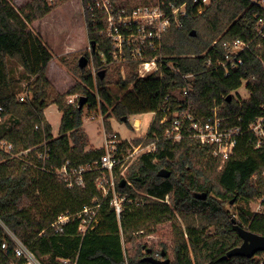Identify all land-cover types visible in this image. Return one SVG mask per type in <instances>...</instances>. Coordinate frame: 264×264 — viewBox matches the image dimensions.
Returning <instances> with one entry per match:
<instances>
[{"label":"trees","instance_id":"16d2710c","mask_svg":"<svg viewBox=\"0 0 264 264\" xmlns=\"http://www.w3.org/2000/svg\"><path fill=\"white\" fill-rule=\"evenodd\" d=\"M112 1L122 6L120 0ZM169 1L177 5L187 2L188 14L181 17L180 26L174 22L165 32L160 53L181 72L196 73L191 94L194 111L207 115L217 101L224 104L222 114L240 115L241 122L237 118L234 122L247 128L264 115V37L257 35L256 17L260 7L249 0H213L203 13L196 14L192 0ZM56 3L27 0L16 8L10 0H0V105L4 108L0 124H9L0 140L12 143L13 153L47 141L51 148L47 164L55 167L67 160L74 166L98 160L103 149H86L89 140L82 130L84 108H79V102H66L69 96L80 94L88 97L89 111L98 109L105 115L103 122L108 133L114 131L110 120L113 117L130 125L132 115L159 111L147 135L133 140L145 145L156 142L157 148L129 166L126 177L135 188L117 185L133 199L142 201V205L126 208L119 220L109 198L103 200L100 224L85 235L79 231L77 219L67 223L62 232H56L51 223L62 213L80 212L102 199L96 185L100 172H86L85 186H68L53 172L32 163L37 161L35 154L43 146L33 150L28 158L13 156L0 148V264L16 260L8 230L44 264H65L59 258L77 260L76 264H153L144 259L149 246L139 238L159 233L158 226L169 221L170 244L161 239L160 248L150 246L154 257L172 251L174 258L169 264H262L264 259L256 255H264V251L253 257L223 256L243 241L233 219L238 225L264 235L263 213L240 206L235 214L225 206L260 196L264 189V142L255 148L256 138L246 132L236 154L223 161L193 138L185 137L180 143L166 138L169 123L160 122L162 108L177 107V99L166 96L182 86L180 74L164 67L162 75L142 78L137 72L138 61L114 60L111 39L103 32L106 22L96 0H82L88 37L96 44V49L85 51L84 56L88 62L92 58L96 75L88 64L82 67L80 59L67 64L78 80L66 92L53 97L47 70L54 55L41 35L29 30V25L50 13ZM237 38L251 42V50L242 54L243 64L228 76L223 69H208V58H224L226 43ZM10 61L22 66L31 77L27 85L31 95L24 101L19 95L21 80L11 74ZM111 66L118 72L117 80L108 74ZM243 79H248L250 96L244 100L233 96L228 100V95L242 86ZM113 83L125 91L122 96L110 88ZM49 103L62 111L56 137L45 114ZM162 168L171 174L159 176ZM197 192H206L208 196L198 199ZM123 240L132 246L126 250ZM4 241L9 244L8 252L1 246ZM22 263L23 260L19 261Z\"/></svg>","mask_w":264,"mask_h":264},{"label":"built area","instance_id":"2783aa9c","mask_svg":"<svg viewBox=\"0 0 264 264\" xmlns=\"http://www.w3.org/2000/svg\"><path fill=\"white\" fill-rule=\"evenodd\" d=\"M48 1L53 3L56 0ZM249 1L261 9L256 15L258 19L257 35L264 37V0ZM212 2L213 0H192L191 4L196 7V14H201ZM96 6L102 12L106 22V28L103 32L111 39L114 60L120 63H125L128 60L138 61L137 72L142 78L157 73L162 75L164 67L180 74L183 84L177 89V94L171 91L166 96V99L175 97L178 101L177 107L162 108L164 114L160 118V122L169 123L165 132L166 138L177 143L182 142L185 137L193 138L200 146L210 148L213 154L220 156L223 161L236 154L240 139L246 132H250L252 137L256 138L255 148H258L264 142V115L259 116L247 128H244L241 124L234 122V118L241 122L242 117L240 115L222 114L224 104L217 101L214 102L209 114L202 116L197 114L193 109L191 97L196 73L181 72L172 61L167 60L160 53L165 32L174 22L180 26L181 17L188 14L187 2L177 5L172 1L167 2V0H147L142 4L128 8L124 5L116 6L112 0H96ZM216 43L217 41L215 40L213 45ZM226 47L227 51L224 58L214 60L209 57L207 65L208 69H223L224 75L228 76L231 71L237 70L243 64L244 58L242 54L247 50H251V42L237 38L227 42ZM207 52H204L203 55L207 54ZM258 57L261 58V56ZM96 72L94 68V75H96ZM242 81V86L248 88V79H243ZM28 96V94H21L20 100L24 101ZM80 96V94L71 95L68 98V103H78ZM222 97L225 96L222 95ZM236 98L244 100L247 97ZM97 110H93L89 114L91 120H95L98 117L104 119V114ZM3 111L4 108L0 105V122L2 121L1 113ZM152 112L156 117L159 111ZM140 126V121H134L131 125L132 128L134 127L137 130H139ZM147 133L148 131L140 137L146 136ZM39 146H43V150L35 154L37 161L33 160L32 163L53 172L63 179L68 186H85L86 172L92 170L100 172L96 178V185L102 194V199L97 200L93 205L84 207L80 212L73 214L70 212L62 213L51 223L56 232H62L67 223L76 219L79 220V231L83 235L97 228L101 221V205L103 200L108 198L109 204L115 210L119 220L126 208L131 209L133 205L136 207L142 205V201L133 199L128 192L119 190L117 185L121 179H125V186L135 188L133 182L126 177V171L142 155L154 152L157 148L156 142L147 145L143 144V142L136 144L132 139H123L116 131L108 133L105 129L103 144L99 148L103 149L104 152L98 160L75 166L71 164L70 160H67L61 167H55L47 164V161L51 158V148L47 141L42 142L38 146L13 153V144L0 140V148L13 154V156L21 158H28L27 155L33 153V150H36ZM38 161L42 163L40 164ZM118 177H120L119 180ZM253 179L255 181L256 176ZM257 199L258 204L254 213L264 214V189ZM8 233L14 242L16 256V260L11 264H19V261L22 260V264H44L12 231L8 230ZM1 246L6 252L9 251L7 241L2 242ZM59 260L65 264H76L77 262V260L67 258H59Z\"/></svg>","mask_w":264,"mask_h":264},{"label":"rangeland","instance_id":"374dc122","mask_svg":"<svg viewBox=\"0 0 264 264\" xmlns=\"http://www.w3.org/2000/svg\"><path fill=\"white\" fill-rule=\"evenodd\" d=\"M56 1V7L50 13L29 25V30L33 33H39L53 52L54 58L49 63V67L47 70V76L53 86L51 88V94L53 97H55L58 93L66 92L69 88L74 86L78 80L71 73V71H69V69L67 68V64H75L76 62H78L81 56H84L85 51L91 52L92 49H94L92 42L88 37L82 0ZM146 1L147 0H120L119 2L121 5L136 6ZM10 2L16 8H19L23 4H25L27 0H10ZM88 66H90L92 70L96 68L92 62V58H90ZM10 70L13 76L21 80L19 95L28 94L30 96L31 92L29 91V89H27V85L31 77L28 76L22 66L12 61H10ZM121 73L123 76L126 74L125 65L122 67ZM108 74L112 78H114V80L118 79V72L116 71L114 66L110 67ZM110 88L119 96H122L125 92L120 90L119 85L115 83L111 84ZM172 91L174 94H177V89H173ZM250 93L251 92L250 90H248V88L241 86L237 91H234L232 94L235 97L246 98L250 95ZM50 101L52 102V100ZM66 102L68 103V99ZM92 111L93 110L89 111L88 104L86 103L84 105V124L82 126V130L84 133L86 132L88 134L91 143L99 147L101 146L103 137L105 135V126L103 122L104 119L98 117L95 120H91L89 118V114ZM45 114L48 121L52 125L53 135L55 137L58 136L60 132L62 111L58 108L56 104L49 103V106L45 109ZM154 117L155 115L153 114V112H144L135 116H130V125L127 122L120 121L119 119L113 117L110 119L111 127L114 131H117L122 138H131L133 141L135 138L144 135L148 131L151 123L154 120ZM134 121L141 122L139 130L135 129L134 127H131ZM8 127V122L0 124V136L8 129ZM138 192L143 193L139 190ZM257 204L258 199H253L249 202L239 201L234 204H231L230 206L228 204H226L225 206L226 208H229L232 213L237 214L238 208L240 206L254 212ZM171 223L172 222L170 221L162 223L158 226L159 233H153L139 239L144 241L145 246L148 245L149 247L154 246L156 248H160L159 244L161 239L168 241V244H170L169 235L171 231ZM182 227L184 228V225H182ZM210 230L213 233L214 227L210 228ZM123 242L126 250L127 248H130L132 246V243H127L125 240H123ZM166 256H168L171 261L174 258L172 251H168ZM256 256L260 260L264 259V255Z\"/></svg>","mask_w":264,"mask_h":264},{"label":"water","instance_id":"95a60500","mask_svg":"<svg viewBox=\"0 0 264 264\" xmlns=\"http://www.w3.org/2000/svg\"><path fill=\"white\" fill-rule=\"evenodd\" d=\"M193 34H196L195 31H193ZM94 44L93 48L95 49V42L92 41ZM88 64V58L86 56H81L80 58V65L82 67L86 66ZM233 97L232 93L228 95V100H231ZM88 97L85 95L80 96L79 99V108H84V105L87 103ZM171 174L169 170L166 168H162L159 170L158 175L162 177H168ZM126 184L125 179H121L119 182L120 187H124ZM208 194L206 192H197L195 193V197L198 199H206ZM233 202V200H232ZM233 222L236 224V229L239 233V236L242 238V243L238 246H235L227 251V253L223 256V258L232 257V256H245V257H253L258 252L264 251V235L258 234L256 232H253L252 230L238 225L236 223V220L233 219ZM148 252H151V249H148ZM166 253L163 251L162 256H165ZM145 260H148L152 262L153 264H169L171 262V259L169 257H165L162 259L156 258L153 255H146L144 257ZM264 264V262L262 263Z\"/></svg>","mask_w":264,"mask_h":264},{"label":"crops","instance_id":"0c3cea01","mask_svg":"<svg viewBox=\"0 0 264 264\" xmlns=\"http://www.w3.org/2000/svg\"><path fill=\"white\" fill-rule=\"evenodd\" d=\"M117 132V131H116ZM86 133V132H85ZM86 136H88V134L86 133ZM138 137H140V136H138ZM103 139H104V137H103ZM123 139H125V138H123ZM131 139V138H130ZM88 140H89V144H88V146H87V151H89V150H91V149H99L101 146H99V147H97V146H95L93 143H91V140L89 139V136H88ZM102 144H103V141H102ZM101 144V145H102Z\"/></svg>","mask_w":264,"mask_h":264},{"label":"flooded vegetation","instance_id":"af4514ba","mask_svg":"<svg viewBox=\"0 0 264 264\" xmlns=\"http://www.w3.org/2000/svg\"><path fill=\"white\" fill-rule=\"evenodd\" d=\"M160 200H162V201H165V199H160ZM150 248V247H149ZM151 249V248H150ZM151 252H152V249H151ZM151 252H148V249H147V253L148 254H150L151 255ZM166 253V252H165ZM165 257H168V256H162V254L160 255L159 253H158V255L156 256V258H159V259H162V258H165Z\"/></svg>","mask_w":264,"mask_h":264}]
</instances>
